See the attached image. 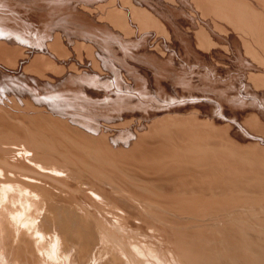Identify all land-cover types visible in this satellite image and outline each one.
<instances>
[{"label":"bare ground","instance_id":"1","mask_svg":"<svg viewBox=\"0 0 264 264\" xmlns=\"http://www.w3.org/2000/svg\"><path fill=\"white\" fill-rule=\"evenodd\" d=\"M117 1L0 0V264H264V0Z\"/></svg>","mask_w":264,"mask_h":264},{"label":"rangeland","instance_id":"2","mask_svg":"<svg viewBox=\"0 0 264 264\" xmlns=\"http://www.w3.org/2000/svg\"><path fill=\"white\" fill-rule=\"evenodd\" d=\"M113 2L116 4V5H115V7H116L117 4H118V1H117V0H113ZM150 23H151V22H150ZM150 23H149V24H150ZM149 24H146L147 27H146V25H145V27H144V28H148V32H147V29H145L147 33H145V30L143 31V29H144V28H143V29H141V34H142V36H141V34H140L139 32H138L139 34H137V33L135 34V33H134V36H135L136 38L139 36L138 38L141 39V40H142L143 37H146V36H147V39H148V40H146V38H143V40H145L147 43H148V42H149V43L151 42V43H150V44H149V43L146 44L145 42H143V43L146 44V45H145L146 47L148 46V48L150 49V47L153 46V43L156 42V43H154L155 47H157V48H162L164 51H166V49H165V42H163V39H164V41H165V37H164L163 34H162V36H161V33H163V31L161 30V28L159 29V27H158V28L156 27V28L158 29L157 32H158V31H159V32L162 31V32H160V33L158 32L160 35H159V34L157 35V32L155 31V30H156L155 26H151L153 23L150 25L152 28H150ZM153 27H154V28H153ZM140 28H141V27H140ZM153 31H155V32H153ZM149 32H150V33H149ZM154 33H155V35H154ZM144 34H145V35H144ZM152 34H153V36H152ZM148 35H150V39H151V40L154 39V42L151 41V40L149 39V36H148ZM154 36H155V37H154ZM151 37H152V38H151ZM160 37H161V38L163 37V39H161ZM136 38H135V39H136ZM139 39H136V40L138 41ZM159 39H160L161 41H159ZM152 42H153V43H152ZM162 42H163V43H162ZM160 43H161V44H160ZM151 44H152V45H151ZM159 46H160V47H159ZM163 47H164V48H163ZM166 52H167V51H166ZM167 54H168V53H167ZM132 138L135 140V137H132ZM21 151H22V152H21ZM19 154H25V153L23 152V149H20ZM17 155H18V154H17ZM18 157H19V156H18ZM83 188H85V187H83ZM83 188H82V189H83ZM103 203H104V202H103ZM103 205L105 206L106 203H104ZM250 205H252V204H248V206H250ZM108 206H109V208H110V205L107 204L106 207L108 208ZM227 206H228V207L225 208V210L227 209V210L229 211V214H228V213L226 214V212H228V211L223 212L224 210L220 209L219 206H215L216 209H217V213L221 210V212H220L221 215H220L219 213H218L219 215H217V214L215 213V215L218 216V218H220L221 220H225V218H226V220H227L228 218H229V219L234 218V217H232L233 214H230V213H231L232 210H233L234 212H232V213L235 214V211H236V209H237V205H235L232 201H228ZM254 206H255V205H253L252 207H254ZM217 207H218V208H217ZM233 207H236L235 210H234ZM238 207L241 208V206H238ZM250 207H251V206H250ZM250 207H248V208H247V207H244V211H243V207H242V210H241L240 208H238V209H239L241 212L243 211V213L245 214V212H246L247 209H250V212H252V209H253V208H250ZM260 207H262V206H260ZM260 207H259L258 210H257L259 214L256 213L257 211H256V212L253 211V212H255L253 216L255 217L256 214H258V216H260V217H258V218H261V220H262L263 217H264V215L262 216V213H261V212L264 213V211L262 210L263 207H262L261 209H260ZM254 208H255V210L257 209L256 207H254ZM213 209H215V208L213 207ZM229 209H230L231 211H230ZM238 209H237V214L239 215V217H238V215H237V217H238L239 220H240V216H241L243 213L240 212V214H239V212H238L239 210H238ZM260 210H261V212H259ZM111 211H113V208H111ZM114 211L117 212L118 216H119V214H120L121 218H124L123 215H122V211H121V210H120V212H118L119 210H114ZM114 211H113V212H114ZM212 212H215V210H213ZM253 212H252V213H249L248 210H247V212H246L247 214H246V215H247L248 219H247V218L245 219L246 216H245V217H244L243 215H242V216H243V218H244L245 220H247V222H249L250 214L252 215ZM114 213H115V212H114ZM248 213H249V215H248ZM117 214H115V215H116V219H118V221H119V223H120L122 219H120V216H119V218H118ZM222 214H223V215H222ZM260 214H261V215H260ZM224 215H225V216H224ZM230 215H231V216H230ZM212 216H213V215H212ZM233 216H234V215H233ZM242 216H241V217H242ZM253 216H251L253 220L250 218V223H251V224H252L251 221H254ZM237 217H236V215H235V218H234L235 221H236ZM204 218H206V219L208 218L209 221H206V220L204 221ZM210 218H211V219H210ZM213 218H216V217H213ZM213 218H212L211 216H210V217H203V216H202V217H200V219L198 218V219H199V222H201L200 220L203 221L202 224H203L204 226H206V227L209 226V227H210V228L208 227V228H209V231L207 230L208 228L206 229V231H208L207 234H206L207 236H208L209 233L211 232L210 230L213 231V228H214V230H215V228H217V225L219 224V222L222 223L221 220H219V222H218V220H215V219H213ZM243 218H242V219H243ZM198 219H197V220H198ZM229 219H228V220H229ZM255 219H257V218H255ZM187 220H188V218H184L183 222L186 221V223L189 222V224H190V222H192V223H191L192 225L190 224V226H191L192 229H193L195 226L201 228V225H202L201 223H199L200 225H199V224H198V225H195V224H196L195 222H196L197 220L194 221V220H192L191 218H190V220H189L188 222H187ZM191 220H192V221H191ZM210 220L213 221V224H212V222H210ZM228 220H227V221H228ZM237 221H238V220H237ZM240 221H241V220H240ZM255 221H256V220H255ZM151 222H152V221H151ZM197 222H198V221H197ZM207 222H208V224H207ZM217 222H218V223H217ZM258 222H259V219H258ZM261 222H262V221H260V223H261ZM153 223H154V222H153ZM153 223H152V226H151L150 228H153V230H156V228H155L154 225H156L157 223H156V224H153ZM193 223H194V224H193ZM210 223L212 224V228H211V224H210ZM253 223L255 224V222H253ZM256 223H257V222H256ZM206 224H207V225H206ZM224 224H227V223H224ZM254 224H253V225H254ZM261 224L264 225V220H263V223H261ZM261 224H259L260 227L262 226ZM203 225H202V227H203ZM214 225H215V226H214ZM255 225H256V224H255ZM255 225H254V226H255ZM156 226H157V225H156ZM193 226H194V227H193ZM259 226L257 227V225H256V227L258 228V231L260 230L261 232H260V231H259V232L262 233L261 228L264 229V226H262L261 228H260ZM157 228H158V227H157ZM168 229H169V228L167 227V230H168ZM194 229H195V228H194ZM217 229H218V228H217ZM226 229H227V228H226ZM153 230H152V233L150 232L151 229H150L148 232H144V233H146V234H149V232H150L151 234H154V235H150V234H149V235H148L149 237H148V238L146 237V239H142V238H144L143 235L138 234V233H140V232L135 231V232H133V233H135L134 235H137V236H134V238L137 240V237H138V239H140V238L142 239V240L140 239L142 242H143V241H144V242H147V241H148V243H150V242L154 243V242H156V240L159 239V238H158V236L154 233ZM160 230H161V232H164V233H165V231H164L163 228H161ZM170 231L172 232V230L169 229L168 232H170ZM171 232H170V233H171ZM259 232H257L258 236H257V234L255 235V240L259 239V240H257L258 243L256 242V244H259L260 241L262 242L261 238H263L262 245L264 246V237H262V236L264 235V231H263V234H262L261 236H260ZM144 233H143V234H144ZM211 233H212V234L216 233L215 237L218 235V238H217V237L214 238V242H213V240H212L213 238L210 239V238H211L210 236H209V238L207 237V239H208V243H210V244L208 245V247H207L208 253H201V254H200V257H203V258L205 259V264H214L213 256L218 252V249L221 248V249L224 250V248H225L224 251H226L227 247H225V246H228V244H226V242L224 241V239L222 240V236H221L222 233L218 232V230H217L216 232L213 231V232H211ZM171 234H172V233H171ZM247 235H248V234H246V236H247ZM140 236H141V237H140ZM144 236H145V234H144ZM146 236H147V235H146ZM152 236H153V237H152ZM212 237H214V235H212ZM259 237H260V238H259ZM215 239H219V240L216 241ZM244 239H245V238H244ZM247 239L249 240L248 236H247V238H246V240H245L247 243L244 245V249L248 250L247 253H250V254H252V255L255 254V253L257 254V251H256L255 249H253L252 246L250 245V243L254 242L255 240H254V239H250V242H249V241H247ZM145 240H146V241H145ZM152 240H153L154 242H153ZM210 240H212V241H210ZM222 241H223V243H222ZM157 242H158V240H157ZM212 242H213V243H212ZM215 243H216V244H215ZM248 243H249V244H248ZM219 244H220V246L218 247ZM254 244H255V243H254ZM249 245H250V246H249ZM211 246H212V247H211ZM216 246H217V247H216ZM263 246H262V248H263ZM214 247H215V249H214ZM211 249H212V250H211ZM236 249H237V247H235V249L233 248V250H236ZM246 250H245L244 252H246ZM249 250H250V251H249ZM213 252H214V254H213ZM251 252H252V253H251ZM202 254H203V255H202ZM253 256H255V257L258 258V254H257V255H253ZM208 260H209V261H208Z\"/></svg>","mask_w":264,"mask_h":264}]
</instances>
